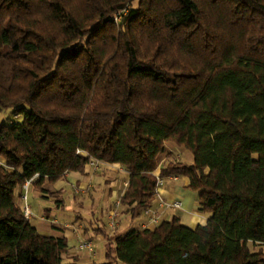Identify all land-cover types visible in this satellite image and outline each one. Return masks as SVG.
Listing matches in <instances>:
<instances>
[{"label":"trees","instance_id":"trees-1","mask_svg":"<svg viewBox=\"0 0 264 264\" xmlns=\"http://www.w3.org/2000/svg\"><path fill=\"white\" fill-rule=\"evenodd\" d=\"M6 108L22 120L0 125V264H97L66 261L67 239L24 216L20 188L37 174L60 209L66 172L116 163L134 217L168 142L192 161L160 174L186 177L210 216L117 233L100 264H264V0H0Z\"/></svg>","mask_w":264,"mask_h":264},{"label":"crops","instance_id":"crops-1","mask_svg":"<svg viewBox=\"0 0 264 264\" xmlns=\"http://www.w3.org/2000/svg\"><path fill=\"white\" fill-rule=\"evenodd\" d=\"M176 158L180 156L177 155ZM112 168L113 171H110ZM186 182V177L165 178L164 184L159 188L160 197L166 203L180 200L181 205L158 206L153 202L151 208L158 217L157 223L151 222L144 209H141L134 217H123L122 212H119L117 225L113 229L109 226V215L114 208V199L119 198L127 183L126 171L116 163L102 165L98 170H93L88 164L83 173L66 172L63 178L53 184L64 198V207L60 209L55 208L50 199L42 197L33 183L29 184L26 191L23 187L20 188L18 202L22 205L21 195L25 192L26 202L31 210L29 221L42 233L67 239L68 249L63 254L66 261L100 264L106 260V244L113 243L114 236L120 233L118 230L122 225H125L124 230L131 227L152 229L161 220L170 219L173 215H177L182 224L191 228L204 223L210 213L199 209V192L186 188ZM95 185L103 186L99 198L92 193ZM83 214L90 218L88 224L81 221ZM83 239L92 241L91 250L78 247Z\"/></svg>","mask_w":264,"mask_h":264},{"label":"built area","instance_id":"built-area-1","mask_svg":"<svg viewBox=\"0 0 264 264\" xmlns=\"http://www.w3.org/2000/svg\"><path fill=\"white\" fill-rule=\"evenodd\" d=\"M122 11L124 12L125 9H123ZM120 15H121V11L117 12L115 19L118 20L120 18ZM161 163L162 162H159L156 169L154 170V174L156 177V184H155V189H154L153 202H156L158 204V206L180 207V205H181L180 200H174L171 203H166L159 195V188L164 184L166 177H170V178L171 177L172 178L178 177L176 175L162 176L160 174ZM105 164H110V163H105V162H103L99 159H95V158H92L89 162V165L92 167L93 170H98L102 165H105ZM36 177H37V174H35L30 179L25 181V183L23 184L24 191L27 190L29 184H31L33 179H35ZM21 199L23 200V202H22L23 214L26 218H29L31 215V210L29 208L28 203L26 202V193L25 192L21 195ZM113 207L114 208L111 210L110 215H109V226L112 229L115 228L117 225V215H118L117 209L119 207V198L114 199ZM144 213L149 216V219L151 222H155V223L158 222V217L156 216L155 211L151 208V206L144 208ZM78 247L80 249L91 250L92 249V241L89 239H83L79 242Z\"/></svg>","mask_w":264,"mask_h":264},{"label":"rangeland","instance_id":"rangeland-1","mask_svg":"<svg viewBox=\"0 0 264 264\" xmlns=\"http://www.w3.org/2000/svg\"><path fill=\"white\" fill-rule=\"evenodd\" d=\"M21 120H22L21 115H16L15 111L12 108H6V109L0 111V125H2L4 123L21 121ZM167 146L168 147L165 150V153H163L160 156L159 162L163 163V161H166L168 159L167 153H169V152L170 153L168 155L171 156V159H175L176 156L179 155L180 156L179 159L182 161H185V162H191L192 161V153L188 149L181 147L179 145H176L172 142H168ZM0 160H1V157H0ZM110 171H113V168L110 169ZM102 187L101 186L98 187L97 185H95V189L92 191V193H94V195H98L97 198L100 197L99 195L101 193L100 190L102 189ZM97 201H96V203H97ZM117 212H118V214H120L119 213L120 212L119 207L117 209ZM98 213H99V210H98ZM121 214L123 217L129 215V214L123 213V212ZM87 217H88V215L85 216V214H83V218L81 219V221L83 223L88 224L90 221V218H87ZM123 222H125L124 219H123ZM124 228H125V225H122V227H120L118 231H120V233H125L127 231V229L124 230Z\"/></svg>","mask_w":264,"mask_h":264}]
</instances>
